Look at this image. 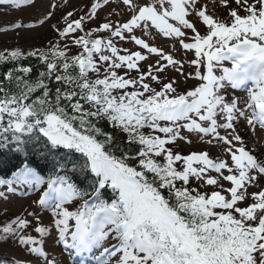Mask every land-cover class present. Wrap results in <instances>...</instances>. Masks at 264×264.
I'll return each instance as SVG.
<instances>
[{
    "label": "snow or ice",
    "instance_id": "1",
    "mask_svg": "<svg viewBox=\"0 0 264 264\" xmlns=\"http://www.w3.org/2000/svg\"><path fill=\"white\" fill-rule=\"evenodd\" d=\"M61 18L47 46L0 50V155L22 157L0 201L39 193L0 209V243L24 264H264V0H87Z\"/></svg>",
    "mask_w": 264,
    "mask_h": 264
},
{
    "label": "rangeland",
    "instance_id": "2",
    "mask_svg": "<svg viewBox=\"0 0 264 264\" xmlns=\"http://www.w3.org/2000/svg\"><path fill=\"white\" fill-rule=\"evenodd\" d=\"M58 4L65 3V0H55ZM87 2V0H66L67 6L63 8H57L54 10V16L43 26L36 24L34 28H23L20 30L10 29L8 26L15 22H20L22 24H34L36 21L41 18L42 13L51 10L49 8V0H36V6L22 5L20 8L12 7H3L0 9V50L3 49H12L15 47H20L25 50H30L34 48V40L41 41V37L44 35H54L55 33L50 28V25L55 22L56 18L59 16L61 11H64L73 6H77ZM221 12L226 13V9L221 8ZM109 12V8L105 7L103 10L99 11L101 17H106ZM59 13V14H58ZM7 29V30H6ZM147 38L150 40H155L156 43L165 47L166 50L171 48V43L169 40L161 37L154 38L152 35H149ZM179 47V45H177ZM191 57V53L188 54ZM196 83L194 80H189L187 86L191 87ZM185 144V143H184ZM263 146L264 143H259ZM187 147L192 146L195 149L201 147L199 143L188 145ZM255 189L250 188L249 191H254ZM33 197L29 194L27 198H20L18 195H11V198L6 202V205H10V209L14 212H19L26 205L35 208L31 204ZM44 220L47 222L50 220V214L46 213L44 215ZM53 244L52 240L47 241V245L51 247ZM55 252H61V248L56 247ZM0 262L6 264H24L25 260H31L32 257L26 256L24 251L17 246L12 245L11 243H3L0 245ZM64 264H68V255L67 252H63L60 256Z\"/></svg>",
    "mask_w": 264,
    "mask_h": 264
},
{
    "label": "trees",
    "instance_id": "3",
    "mask_svg": "<svg viewBox=\"0 0 264 264\" xmlns=\"http://www.w3.org/2000/svg\"><path fill=\"white\" fill-rule=\"evenodd\" d=\"M54 36L55 34L54 35H44L43 37H41V41H37L35 39L34 46L35 47L47 46L48 40L53 39ZM24 63L31 64V66L33 67V76H35L41 70V66L34 58H30L24 61ZM5 70L6 68L4 66H0V72L5 71ZM19 161H20V158L17 159V157L11 153L0 155V171L9 168L10 166H12L11 164L18 163Z\"/></svg>",
    "mask_w": 264,
    "mask_h": 264
}]
</instances>
